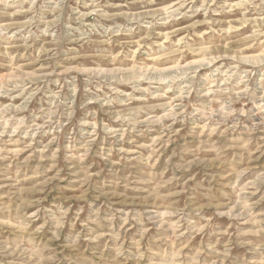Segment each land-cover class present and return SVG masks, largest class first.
<instances>
[{
	"label": "rangeland",
	"instance_id": "rangeland-1",
	"mask_svg": "<svg viewBox=\"0 0 264 264\" xmlns=\"http://www.w3.org/2000/svg\"><path fill=\"white\" fill-rule=\"evenodd\" d=\"M0 264H264V0H0Z\"/></svg>",
	"mask_w": 264,
	"mask_h": 264
}]
</instances>
